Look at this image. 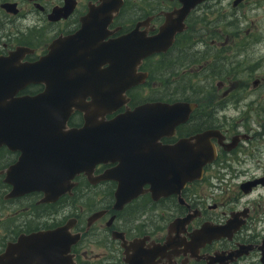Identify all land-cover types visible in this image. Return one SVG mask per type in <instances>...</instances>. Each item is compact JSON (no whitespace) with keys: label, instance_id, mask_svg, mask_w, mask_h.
Wrapping results in <instances>:
<instances>
[{"label":"flooded vegetation","instance_id":"flooded-vegetation-1","mask_svg":"<svg viewBox=\"0 0 264 264\" xmlns=\"http://www.w3.org/2000/svg\"><path fill=\"white\" fill-rule=\"evenodd\" d=\"M194 4L179 15L183 26L165 50L137 62L136 71L147 76L129 81L122 102L103 115L110 119L146 102L180 99L187 102L184 120L166 126L164 113L158 112L161 129L126 143L127 156L120 160L70 175L61 192L60 183L58 188L15 186L13 175L28 177L27 167L13 175L9 169L22 151L0 144V257L21 237L22 253L11 262L264 264V0ZM182 5V0H0V58L14 68L38 61L53 41L64 37L60 42L67 45L65 38L83 25L89 42L97 45L133 29L152 37L166 14ZM249 8L254 15L248 19ZM62 51L65 58L66 48ZM105 68L102 57L95 73L105 78ZM64 73L69 75L61 76L56 92L85 93L84 103L72 106L67 130L84 124L83 108L99 87L85 86L93 83L90 71L81 70L79 79L76 68ZM80 79L84 82H76ZM44 88V81L27 82L14 96ZM115 88L102 79V91ZM158 113L148 112L151 125ZM180 140L181 156L200 151L206 157L200 175L172 191L167 148ZM69 146L76 150L77 144ZM119 164L122 180L101 177Z\"/></svg>","mask_w":264,"mask_h":264},{"label":"water","instance_id":"water-1","mask_svg":"<svg viewBox=\"0 0 264 264\" xmlns=\"http://www.w3.org/2000/svg\"><path fill=\"white\" fill-rule=\"evenodd\" d=\"M197 0H182L183 5L166 14V19L160 30L152 37L146 36L142 31L133 29L126 35L105 42L102 45L89 42L85 35L86 25L67 36L53 41L49 51L38 61L23 63L19 68H14L6 59L0 58V144L13 145L22 152L18 161L10 166L12 175L14 171L23 172L27 167L28 177L22 179L14 176L15 186L28 188H58L60 192L69 184L70 175L84 170L91 173L94 166L106 160H120L127 156L124 149L126 143H138L146 135H153V130L161 129V117L158 112L164 113L166 126L184 120L186 101L176 100L171 103L164 101L146 102L141 106L128 109L110 119H104L106 111L113 110L120 104L123 96L122 89L127 83L138 82L147 76L146 71H136L140 60L154 51L165 50L171 43L176 30H180L183 23H179V15L184 16L190 6ZM103 4L100 8H103ZM100 9L96 8V15ZM87 40L81 43V39ZM71 42V44H69ZM66 48L65 58L62 48ZM72 48L76 53L74 59L68 52ZM99 56V58H98ZM102 57L106 58L108 68H105V78H100L99 65ZM132 59V60H131ZM138 62V63H137ZM7 63V64H6ZM78 79L87 71L92 72L93 83L85 86H98L90 93L94 100L84 107L85 121L81 127L66 128V119L72 106L79 108L84 100L79 90L69 93H58L60 78L65 80L64 70L75 69ZM15 69H18L16 71ZM84 71L81 75L80 71ZM18 73V74H17ZM22 73V74H21ZM68 79V77H66ZM102 79L108 80L112 90L102 91ZM44 81L45 88L34 95L14 96L18 88L27 82ZM83 81L82 79L76 82ZM125 81V83H124ZM67 85V84H66ZM17 86V88L15 87ZM105 95L108 98L104 97ZM71 97V98H70ZM151 109L158 113V121L151 125L147 115ZM148 139V138H147ZM149 140V139H148ZM168 147V159L172 189L185 184L188 180L198 177L201 171L200 161L206 156L200 151L182 152L183 141ZM77 144L76 150L69 144ZM139 157V154H136ZM159 156V155H158ZM182 158L183 163H181ZM178 157L180 162H178ZM123 166L118 165L101 174L102 178L114 177L122 180ZM177 185V186H176ZM122 184L118 185L116 197L119 199ZM21 237L15 244L9 245L6 252L0 257L1 264H22L11 262L10 257L21 255Z\"/></svg>","mask_w":264,"mask_h":264},{"label":"rangeland","instance_id":"rangeland-1","mask_svg":"<svg viewBox=\"0 0 264 264\" xmlns=\"http://www.w3.org/2000/svg\"><path fill=\"white\" fill-rule=\"evenodd\" d=\"M253 15H254V10L253 9H247L246 10V18H250V17H253Z\"/></svg>","mask_w":264,"mask_h":264},{"label":"bare ground","instance_id":"bare-ground-1","mask_svg":"<svg viewBox=\"0 0 264 264\" xmlns=\"http://www.w3.org/2000/svg\"><path fill=\"white\" fill-rule=\"evenodd\" d=\"M195 5V4H194Z\"/></svg>","mask_w":264,"mask_h":264}]
</instances>
